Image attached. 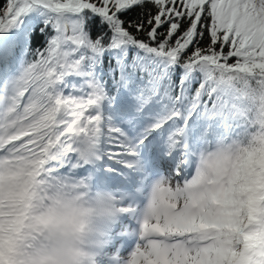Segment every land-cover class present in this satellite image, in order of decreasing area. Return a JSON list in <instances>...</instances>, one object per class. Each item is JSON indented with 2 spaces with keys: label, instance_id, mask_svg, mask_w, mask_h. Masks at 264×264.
<instances>
[{
  "label": "snow or ice",
  "instance_id": "obj_1",
  "mask_svg": "<svg viewBox=\"0 0 264 264\" xmlns=\"http://www.w3.org/2000/svg\"><path fill=\"white\" fill-rule=\"evenodd\" d=\"M133 177L123 264H264V0L0 4V264L38 181Z\"/></svg>",
  "mask_w": 264,
  "mask_h": 264
},
{
  "label": "clouds",
  "instance_id": "obj_2",
  "mask_svg": "<svg viewBox=\"0 0 264 264\" xmlns=\"http://www.w3.org/2000/svg\"><path fill=\"white\" fill-rule=\"evenodd\" d=\"M126 210L92 181H38L24 201L12 264H101L111 227Z\"/></svg>",
  "mask_w": 264,
  "mask_h": 264
},
{
  "label": "trees",
  "instance_id": "obj_3",
  "mask_svg": "<svg viewBox=\"0 0 264 264\" xmlns=\"http://www.w3.org/2000/svg\"><path fill=\"white\" fill-rule=\"evenodd\" d=\"M3 2H4V0H0V4H2ZM148 7H151V6L148 5ZM141 11H142L141 8L136 7L132 11L128 12L122 18L125 19L126 21L129 20V19H135ZM132 31H134V30H132ZM92 34H93V36H95L97 34V30L94 29ZM140 36H141V38H143V33H141ZM39 43H40V37L39 36L34 37L33 41H32V47L35 48ZM203 43H207V38H205ZM226 50L227 49H225V51Z\"/></svg>",
  "mask_w": 264,
  "mask_h": 264
},
{
  "label": "rangeland",
  "instance_id": "obj_4",
  "mask_svg": "<svg viewBox=\"0 0 264 264\" xmlns=\"http://www.w3.org/2000/svg\"><path fill=\"white\" fill-rule=\"evenodd\" d=\"M116 188V186H113L111 190H114ZM130 254V253H129Z\"/></svg>",
  "mask_w": 264,
  "mask_h": 264
},
{
  "label": "bare ground",
  "instance_id": "obj_5",
  "mask_svg": "<svg viewBox=\"0 0 264 264\" xmlns=\"http://www.w3.org/2000/svg\"><path fill=\"white\" fill-rule=\"evenodd\" d=\"M163 167L165 168V167H168V166L165 164Z\"/></svg>",
  "mask_w": 264,
  "mask_h": 264
}]
</instances>
